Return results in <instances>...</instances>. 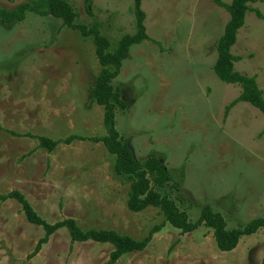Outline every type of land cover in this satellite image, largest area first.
Wrapping results in <instances>:
<instances>
[{
  "label": "rangeland",
  "instance_id": "obj_1",
  "mask_svg": "<svg viewBox=\"0 0 264 264\" xmlns=\"http://www.w3.org/2000/svg\"><path fill=\"white\" fill-rule=\"evenodd\" d=\"M67 1L76 23H98L110 51L137 31L133 0ZM142 7L149 39L131 47L114 80L128 106L116 109L119 133L140 161L162 158L172 179L159 190L192 221L206 205L230 229L264 217V113L246 101L226 112L242 89L214 71L230 13L218 0H143ZM250 7L232 53L242 57L235 69L256 76L264 93V0ZM101 69L93 37L60 19L32 12L22 22L0 18V196L19 190L49 223L74 218L85 230L115 229L136 239L163 224L145 250L115 264H262L264 229L221 251L206 226L183 234L156 207L131 211L130 182L116 173V157L102 142L60 143L53 152L39 146L34 136L107 134L104 107L92 94ZM44 235L16 199L0 198V264H108L114 250L110 243H72L64 227L29 258Z\"/></svg>",
  "mask_w": 264,
  "mask_h": 264
},
{
  "label": "trees",
  "instance_id": "obj_2",
  "mask_svg": "<svg viewBox=\"0 0 264 264\" xmlns=\"http://www.w3.org/2000/svg\"><path fill=\"white\" fill-rule=\"evenodd\" d=\"M142 1L133 0L137 31L134 34L123 35L114 51L109 50L110 40L101 33L98 23H94L90 27L76 23L77 13L67 0H29L20 3L13 9H6L0 5V18L7 23L22 22L28 13L32 12L39 16H52L60 19L63 25L79 30L83 37L92 36L98 60L102 65L92 87V94L93 101L104 107V125L107 134L91 137L72 134L65 139L58 140L47 136L34 137L39 139V146L49 152H53L60 143L71 144L75 140L102 142L108 152L116 157L114 166L116 173L126 177L130 182L127 206L131 211L141 212L150 207H156L163 214L165 222L180 229L183 234L206 226L212 230L221 251H232L238 246L243 236L252 235L260 229H264V217L254 218L240 227L230 229L224 215L206 205L202 208L198 219L192 221L188 213L180 209L168 194L159 190L161 186L172 179L162 158L155 154L150 155L144 162L135 158L129 149V141L125 140L117 129L116 109L118 107L125 109L128 106L119 89L114 85V80L120 74L131 47L149 39L145 24L147 16L143 10ZM254 1L256 0H232L227 4L218 0V3L228 10L230 18L217 44L218 56L214 64V71L223 82L239 85L242 89L241 94L226 107V112L239 101H246L264 113V93L259 87L256 76H249L237 71L235 62L240 61L242 57L232 53L238 31L244 26L246 15L251 10L250 3ZM258 14L261 16L259 12ZM0 198L2 200L16 199L22 205L26 219L45 229V235L39 239L29 258L37 255L53 233L65 227L69 231L72 243L95 241L112 244L114 250L108 264H115L126 254L145 250L153 235L163 227V224L155 226L142 239L122 234L115 229L91 228L85 230L74 218H66L55 223L47 222L19 190L3 194ZM262 264H264V260Z\"/></svg>",
  "mask_w": 264,
  "mask_h": 264
},
{
  "label": "water",
  "instance_id": "obj_3",
  "mask_svg": "<svg viewBox=\"0 0 264 264\" xmlns=\"http://www.w3.org/2000/svg\"><path fill=\"white\" fill-rule=\"evenodd\" d=\"M128 146H129V149L132 152L133 156L136 158V155H135L133 147L130 144H128Z\"/></svg>",
  "mask_w": 264,
  "mask_h": 264
}]
</instances>
